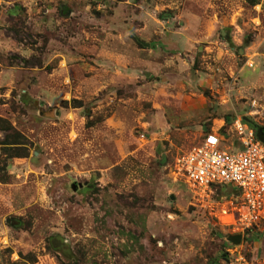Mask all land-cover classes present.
Returning <instances> with one entry per match:
<instances>
[{
  "label": "rangeland",
  "instance_id": "rangeland-1",
  "mask_svg": "<svg viewBox=\"0 0 264 264\" xmlns=\"http://www.w3.org/2000/svg\"><path fill=\"white\" fill-rule=\"evenodd\" d=\"M263 2L0 0V117L24 154L0 149V264H264V221L234 232L219 214L230 193H200L172 169L215 117L264 128ZM119 41L152 65L121 85L104 71ZM200 95L206 118L188 123ZM220 132L227 148L233 132Z\"/></svg>",
  "mask_w": 264,
  "mask_h": 264
},
{
  "label": "built area",
  "instance_id": "built-area-1",
  "mask_svg": "<svg viewBox=\"0 0 264 264\" xmlns=\"http://www.w3.org/2000/svg\"><path fill=\"white\" fill-rule=\"evenodd\" d=\"M235 114L230 130L235 140L227 148L220 130L206 133L198 144L177 155L173 173L185 184L207 194L230 193L219 214L234 232H245L264 221V143L256 126ZM143 137V135H141Z\"/></svg>",
  "mask_w": 264,
  "mask_h": 264
},
{
  "label": "crops",
  "instance_id": "crops-1",
  "mask_svg": "<svg viewBox=\"0 0 264 264\" xmlns=\"http://www.w3.org/2000/svg\"><path fill=\"white\" fill-rule=\"evenodd\" d=\"M89 6H90L89 4H86L85 7L88 8ZM75 28L81 29L83 27L82 26H75ZM145 29H147V26L144 25V26H140L138 29L135 30L138 37H140L142 35V33L145 31ZM82 30H84L85 34H86L85 36H82V38L86 37L84 44L88 43V42H86L87 40L90 43L88 46L87 45L84 46V44H83L82 45L83 49L93 52V50H94V48H93L94 47V38H95L94 34L91 33L92 30H90V31L88 29H82ZM125 32L128 33L127 31H125ZM119 35H120V33L115 36V37H118V40H120L121 37L123 38L122 35H121V37ZM127 35H129V34H127ZM124 37H125V35H124ZM187 40L190 42L191 39L187 38ZM149 43H150V41H149ZM119 44L120 45H116L114 48L117 50L118 53L116 51H113V50H112V52H116V53H112V52L110 53V51H109V54L106 56L107 58H104V63H106V64L111 63L110 65H113V68H114V72L111 74L109 72V69L104 70L105 74L108 76V79H109V77L112 78V82L114 84H117V85H121V84H118V83H121V82H119L121 79L127 80L128 78H130V79L135 78V76H137L136 72H139L140 70H143L146 68L148 69L152 66L149 63V60H147L145 58L136 57L137 55L139 56L143 53V52H141L142 49H140L139 47L133 46V47H131V49H129V54L124 52L125 53V55H124L123 50H122L123 47L121 46L122 42L119 41ZM105 51L106 50H104L103 52H105ZM151 51L152 50L147 51L148 57L151 56L150 53H153ZM99 54H102V51ZM99 54H97V55H99ZM157 64L158 63H155V65H157ZM111 68H112V66H111ZM105 74H104V72L101 73V75L103 77ZM96 75L98 76V75H100V73H97ZM110 81L109 82L107 81V83L104 82L103 86L109 84ZM155 92L156 93L154 94V97H156V100H153V106L158 108V111H160L159 112L160 116H163V115L165 116V117H163L164 120L162 119V121L160 122L161 125L159 124L160 128H161V126L163 129H166V127H171V126L174 127V125H176V123H175L176 115L171 111V104H172L171 101H173L174 95L172 93H170L169 90L164 86L159 88V89H156ZM192 103H193V101L190 102L188 108H192L193 110L191 111V109H190L188 112V115L185 117H186V119L189 120L188 123L189 122L195 123L198 121V123L200 124L206 118V116L204 114H200V112L203 111L204 106L207 105L206 98L203 97L202 95H200L199 100H196V104L195 103L192 104ZM197 109H198V112H195ZM163 113H166V114H163ZM213 120H214V124H219V125L216 128H214L212 126V128L208 132L216 131V130L221 131V130L230 129V128L223 129V126L225 125L223 119H219V118L215 117L212 119V122H213ZM156 131L159 133L160 129L158 130V128H157ZM152 133H154V132H152ZM146 135H147V133H146ZM233 136H234V140H235L236 137L234 134H233ZM158 137L159 136L155 135L153 137V139H158Z\"/></svg>",
  "mask_w": 264,
  "mask_h": 264
},
{
  "label": "trees",
  "instance_id": "trees-1",
  "mask_svg": "<svg viewBox=\"0 0 264 264\" xmlns=\"http://www.w3.org/2000/svg\"><path fill=\"white\" fill-rule=\"evenodd\" d=\"M246 1H248L251 5H255L258 2V0H246ZM226 117H228V115H226L225 118ZM230 125H231V123H230ZM230 125L228 126V128L230 127ZM228 128H226V125L223 126V129H228ZM259 128L264 130L263 127H259ZM0 130L4 132V139L0 140L1 153L7 154L9 157H22V156H24V154H22L19 151V148L16 146L18 144H21V142L18 138L19 135L16 132H13L12 131L13 128L11 127L9 122L7 120L1 118V117H0ZM15 135H17V138ZM31 261H33V260H31ZM210 262H212V261H210ZM211 264H216V261L212 262Z\"/></svg>",
  "mask_w": 264,
  "mask_h": 264
},
{
  "label": "water",
  "instance_id": "water-1",
  "mask_svg": "<svg viewBox=\"0 0 264 264\" xmlns=\"http://www.w3.org/2000/svg\"><path fill=\"white\" fill-rule=\"evenodd\" d=\"M245 121L249 122L252 125H255V123L247 116L243 117ZM256 134L257 137L260 139V141H262L264 143V130L261 128H256ZM79 186H82V184H79ZM241 233H237L234 235H230L228 236L227 240L232 243V244H239V242L241 241Z\"/></svg>",
  "mask_w": 264,
  "mask_h": 264
},
{
  "label": "bare ground",
  "instance_id": "bare-ground-1",
  "mask_svg": "<svg viewBox=\"0 0 264 264\" xmlns=\"http://www.w3.org/2000/svg\"><path fill=\"white\" fill-rule=\"evenodd\" d=\"M256 126V125H255Z\"/></svg>",
  "mask_w": 264,
  "mask_h": 264
}]
</instances>
